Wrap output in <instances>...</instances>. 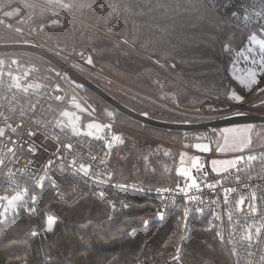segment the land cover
Wrapping results in <instances>:
<instances>
[{
    "label": "trees",
    "instance_id": "obj_1",
    "mask_svg": "<svg viewBox=\"0 0 264 264\" xmlns=\"http://www.w3.org/2000/svg\"><path fill=\"white\" fill-rule=\"evenodd\" d=\"M58 2L77 20L62 18L23 0H0V7L17 9L28 27L52 43L70 51L90 49L100 71L144 97L83 71L86 77L136 112L171 122L185 119L145 96L171 101L167 98L171 95L180 106L197 109L212 101L182 82L215 98L223 96L228 84L240 90L231 78L235 53L244 48L249 34L261 33L256 27L240 26L231 15L204 0ZM18 41L22 40L17 35L0 28V43ZM225 44L230 48L227 52ZM83 93L105 118L180 146L194 139L195 133L142 126L118 114L91 91ZM109 111L112 117L107 116ZM120 135L125 143L116 146L111 156L116 177L144 187H175L179 183L176 169L183 151L134 132L122 131ZM163 147L172 153L165 156ZM28 190L29 195L40 193L35 188ZM128 202L129 209L114 212L97 201L81 200L64 206L54 198L52 186L46 185L39 195L36 215L20 209L2 224L0 264H132L138 260L145 264H181L173 259L179 255L177 248H182L183 264H232L228 247L214 231L207 230L208 215L193 217L185 234L181 216H170L162 225L157 203L136 198ZM47 213L58 221L54 232L31 238ZM145 220L150 221L146 228ZM133 229L137 233L130 237Z\"/></svg>",
    "mask_w": 264,
    "mask_h": 264
},
{
    "label": "built area",
    "instance_id": "obj_2",
    "mask_svg": "<svg viewBox=\"0 0 264 264\" xmlns=\"http://www.w3.org/2000/svg\"><path fill=\"white\" fill-rule=\"evenodd\" d=\"M209 5L219 7L223 14L231 15L232 11L238 13L233 19L244 28L256 27L264 34L262 23L264 19L257 17L255 12L264 11V0H249L248 2H240L237 0H204ZM229 5L224 8V5ZM68 16H72L70 13ZM247 15L250 20L245 21L243 16ZM73 17V16H72ZM74 18V17H73ZM0 28L17 35L23 42H32L49 50L54 55L59 57L66 63V66H71L81 72H91L97 74L98 67L95 65L93 52L90 49L80 48L77 50H68L65 46L57 45L42 37H40L35 29L28 27L27 20L20 16L17 9L3 10L0 7ZM91 55L93 63H86L88 56ZM99 75V74H98ZM102 76V75H100ZM104 77V76H102ZM105 78V77H104ZM57 86L59 91H57ZM259 87H264L261 83ZM85 87L79 82L74 81L65 70L56 69L50 66L45 61L20 52L0 53V197L10 198L17 191H22L25 188H35L30 175L19 172V168L26 164L29 160L34 161L33 170L40 172L44 169L45 164L50 159H56L59 153L56 151L58 144L72 143L74 145L71 154L68 150L61 148L64 152L62 157L65 168L61 169L58 165L53 166L49 172L50 179L55 182L62 190L60 198L54 193V198L64 206H71L78 201L84 200L97 201L106 204L111 212L119 209L127 210L130 207L129 198L140 200L153 201L158 204L159 212L163 211L164 218L160 219L161 224H166L170 216H181L183 214V197L176 192L173 186H162L172 188L174 191L166 194V201L157 199L155 189L158 187H144L135 182H126L115 176L111 166V156L106 157L107 164L99 163L104 159L103 153L105 149V141L94 139L84 135L74 136L72 133L75 129L83 131H92L95 126L85 127L86 121L81 119L79 124L72 123L71 119L65 115L67 109L74 111L75 103L78 102L83 106L89 115H93L101 124H112V130L105 128L103 135L110 137L113 133L121 134L122 131L134 132L140 135L147 136L151 139L163 142L181 151L189 152L194 156H199L205 164V170L208 172L206 182H212L214 179H222L224 187H236L237 192L233 194V199L240 195H248L250 191L257 190L258 195H264V165L260 161L253 162L251 168L241 174V181L235 179L237 175L234 171L223 173L217 177L209 167V160L214 158V146L210 142L209 134L206 132L197 133L198 137H203L210 142V147L213 149L210 152H195L190 149H185L183 146L176 145L167 141L160 140L154 136L147 135L143 132L127 127L113 119L105 118L97 114L91 106L85 101L82 94ZM143 95V94H142ZM144 96V95H143ZM203 96L212 101L217 108L225 107L226 101H217L206 93ZM160 108L171 112L185 120L206 121L231 115L232 112H209L205 110L206 105L197 108H186L180 106L175 101H169L154 97H148ZM260 100H264V95L250 93L245 96L243 104L236 105L235 110L242 111L247 114L264 115V107H254L259 104ZM209 105V104H207ZM82 113L81 109H79ZM38 132V135L31 137L29 132ZM99 134V133H98ZM35 141L41 145L40 151L33 156L27 151L25 144ZM264 146V145H262ZM260 147H251V150L245 152H236V155L257 154L262 150ZM14 149V151H12ZM91 156L98 157L97 161H92ZM73 158L77 162H84L92 165V174L97 177L85 178L82 174H75L73 169L69 167ZM190 167V165H186ZM11 171V172H10ZM251 173L252 179L247 178L248 173ZM111 174V178L106 175ZM43 174V173H41ZM203 178L202 173L197 174ZM181 180L179 181V183ZM127 185L126 188H121L120 185ZM249 185L245 188L243 185ZM46 185L52 186L50 183ZM255 186L254 188L251 186ZM36 189V188H35ZM39 190V189H37ZM40 191V190H39ZM103 194L102 196L100 194ZM191 195L201 196L205 203L203 205L198 202H193L189 205L192 211L188 217L187 226L190 229L193 217L201 218L209 216L208 229L211 227L210 221L213 216V208L218 213H223L225 209L232 211L233 222L227 224L226 215L223 221L216 222L219 227L215 230L224 232L226 238L232 241L231 244H224L228 250L235 247L238 254L230 256L232 264H261L259 256L264 254L259 248L251 249L255 252L254 256H248L246 242L241 239L245 234V229L251 225H257L258 222L264 223L261 220L260 211H264V203L257 201V215L251 216L247 212H237L234 205H223L222 199L215 206L210 204V201L215 198L213 193L204 189L202 192L193 190ZM219 189L216 195H219ZM175 201V203H173ZM127 203L128 208H124L123 204ZM6 204V200H0V205ZM203 207L204 211L197 212L196 208ZM2 211V208H0ZM46 215H49L47 213ZM45 215V216H46ZM4 217L0 216V220ZM185 221H183V224ZM0 223V239L1 227ZM185 234L188 232L183 231ZM137 232H135L136 234ZM134 234V235H135ZM142 261V260H138ZM132 264H137V262Z\"/></svg>",
    "mask_w": 264,
    "mask_h": 264
},
{
    "label": "snow or ice",
    "instance_id": "obj_3",
    "mask_svg": "<svg viewBox=\"0 0 264 264\" xmlns=\"http://www.w3.org/2000/svg\"><path fill=\"white\" fill-rule=\"evenodd\" d=\"M229 5L225 4L224 8H227ZM255 15L257 17H261L264 19V11H257L255 12ZM232 17H237L238 13L236 11L231 12ZM243 19L245 21L250 20V17L247 15L243 16ZM262 29H264V23H262ZM225 39H228V36L224 37ZM246 40H248L250 43L258 44L259 45V60H256L255 58L252 59V64L256 65L259 64V69L253 67L249 68L247 70H240L245 72L244 75H238L237 69L235 68V65H233L231 78L232 80L238 82V84L241 86L240 90L235 89L231 84H228L225 86V92L222 97L218 96L216 97L217 101L224 100L226 101L225 107L217 108L214 104L206 105L205 110L209 112H232V115L228 116V119H235L236 117L244 115L242 111L235 110L236 105L243 104L245 101V95L241 94V92L246 93H257L260 95H264V87H259L261 83H264V39H258V34H249L246 37ZM126 43V41H125ZM224 50L227 52L230 50L229 45L225 44ZM248 51L251 52L253 49L251 47L248 48ZM88 64H92L93 60L91 55L88 56V59L86 61ZM153 63L158 64L159 62L157 60H153ZM57 91H59V87L57 86ZM254 107H264V100H260L259 104L254 105ZM107 116L112 117L113 112L109 111L106 113ZM146 119L149 118V113L144 112L141 113ZM249 130H251L252 125L247 126ZM105 128L112 130L113 125L112 124H98L97 127L93 128L92 131H83L80 129H75L73 131L74 136L84 135L88 137H93L97 140L105 141V151L103 153L104 159L100 160L99 163L101 164H107L106 157L110 155L111 150H113L118 145H123L125 143V140L122 135L113 133L110 137H105L103 135ZM99 133V134H98ZM29 135L31 137H35L38 135V132L31 131L29 132ZM225 139V143L223 146H221L219 143L216 146V151L224 152L228 148L227 138ZM252 138L251 136L245 137L242 140H235L233 141L232 145V151L236 152H245L246 149L249 151L251 150L252 146ZM25 147L27 148V151L31 153L33 156H35L41 149V145H38L34 140L31 142H28L25 144ZM74 145L72 143H65L63 145L58 144L56 151L59 153V155L56 157V159H50L47 161V163L44 166V169H42L40 172H36L33 170L34 161L29 160L26 164L22 165L19 168V172L23 174H28L33 180L34 186L36 189L40 190V193L31 194L29 195V190L27 188L23 189L22 191H17L15 195H12L10 198L8 197H0V200H6V204L0 205V208H2V211H0V216L5 217V219L0 220V223H7V214L8 213H18L20 209H23L27 211L31 215H36L38 210V198L39 195L42 194L43 189L45 187V183H50L52 185V188L54 190L55 195L57 198H60L62 195V190L59 188V186L53 182L50 179L49 172L53 168V166H59L61 169L65 168V164L63 163L62 157L64 156V152L61 151V148L68 150L71 154V150L73 149ZM187 147V146H186ZM192 147L199 152L207 153L212 151L213 149L210 147V145L207 144H201L196 143L192 145ZM14 151V149L12 150ZM164 155L167 156L168 153L164 152ZM187 155V153H182L180 156V164L184 165V156ZM90 159L92 161H97L98 157L91 156ZM147 160L148 157H145ZM260 161L262 165H264V146H262V150L257 154H249L247 156L245 155H236L232 159L227 160H212L211 165L212 172L217 176H221L222 173H229L230 171H234L237 175L235 176L236 181H241V174H243L247 169L251 168L253 165V162ZM3 162L0 161V164ZM219 165V167H217ZM75 172V174H82L85 178H91V179H97L96 176L92 174V165L86 164L84 162H77L76 158H73L71 161V164L69 165ZM205 164L201 161L199 156H193L190 158V167H180L176 169V175L181 177V182L177 183L175 186V191L178 192L183 197V214H182V220L185 221L184 224H182V230L185 232H188V226L187 221L188 217L192 211V208L189 207V205L193 202H198L199 204L203 205L205 203L204 199L201 196L191 195L190 193L193 190H196L197 192H202L204 189L210 190L213 195L215 196L214 199L210 201V204L212 206H215L218 201L222 199L223 205H229L230 203L234 205L235 210L237 212H247L251 216L257 215L258 211V205L257 201H261L264 203V195H258L257 190L250 191L248 195H240L238 198L233 199V194L237 192L236 187H224L223 186V180L222 179H214L212 182H206V178L208 176V172L205 170ZM153 171H155L153 169ZM11 172V171H10ZM43 173V174H41ZM202 173L203 178L198 176L197 174ZM109 176V179L111 178V174H107ZM247 178L249 180L252 179L251 173H248ZM121 188H126L127 185L121 184ZM243 187L248 188L249 185L245 184ZM251 187H255L254 185ZM219 189V195H216L217 190ZM172 188L168 187H158L155 189V192L157 193V199L160 201H166L167 196L166 194L174 191ZM103 195L102 193L100 194ZM175 203V201H173ZM124 208H128L129 205L127 203L123 204ZM197 212H203V207H198L195 209ZM158 217L160 219L164 218L163 211L158 212ZM226 215L227 217V224L231 225L233 222V213L232 211H228L227 209L224 210L223 213H218L213 208V216L212 220L210 221L211 227L207 229L208 231H213L214 229H217L219 225L216 224L218 221H223V217ZM261 220H264V211H260ZM58 221L56 217L53 215H46L44 221L41 225H39L38 230L31 232V238L35 239L39 237L42 233L43 234H50L54 232V226L57 225ZM144 227L146 228L150 221L145 220ZM137 230L133 229L131 233H129V236H133ZM215 236L218 238L219 241L224 242L225 244H231L232 241L228 240L226 236L224 235V232L221 230H215ZM187 239V237L185 238ZM243 241L246 242V249L248 250L247 254L248 256H254L255 252L251 251V249L259 248L262 253H264V223L258 222L257 225H249L247 229H245V234L241 237ZM176 252L179 253V255H175L173 259L175 261H180L181 264H183V251L182 248H177ZM238 254V251L235 247H232L229 249V255L235 256ZM259 261L261 264H264V254H261L259 256ZM47 264H52L51 261H48ZM137 264H145L144 261H138Z\"/></svg>",
    "mask_w": 264,
    "mask_h": 264
},
{
    "label": "water",
    "instance_id": "obj_4",
    "mask_svg": "<svg viewBox=\"0 0 264 264\" xmlns=\"http://www.w3.org/2000/svg\"><path fill=\"white\" fill-rule=\"evenodd\" d=\"M6 52L9 53L20 52V53L29 54L47 62L48 64L55 66L58 69L65 70L74 81L82 84L86 90L91 91L101 100H103L106 104L111 106L118 114H122L127 118L131 119L132 121L141 124L142 126L153 127L160 130H166L168 132H172V131L181 132L183 134L206 132L209 134V138L214 147L216 146V141L221 139L222 134L220 130L224 127L243 125V124H252V125L264 124V115H254L247 113H244V115L236 117L235 119H228L227 117L230 115H227L216 119H211L206 121H195V122L190 120L171 122V121L161 120L152 117L150 115L149 118L146 119L143 115H141V113L136 112L135 110L121 103L111 94L106 92L103 88L95 84L92 80L86 77L83 74V72L71 66H66V63L63 60H61L59 57H57L52 52L43 48L40 45H37L32 42H23V41L0 43V53H6ZM153 64L158 66V64L155 63ZM103 74H104L103 76L108 80H114L111 76L107 75L106 73L103 72ZM126 86L131 91L140 94L134 89H132L130 86H128L127 84Z\"/></svg>",
    "mask_w": 264,
    "mask_h": 264
},
{
    "label": "rangeland",
    "instance_id": "obj_5",
    "mask_svg": "<svg viewBox=\"0 0 264 264\" xmlns=\"http://www.w3.org/2000/svg\"><path fill=\"white\" fill-rule=\"evenodd\" d=\"M23 1H25V2H27L29 4H31V5H34L36 7L48 10L49 12H51L53 14H56L58 16H61L62 18H71V19L77 20L76 18H73L72 16H68L67 15L70 12L67 10V8L63 4L58 2V0H23ZM57 22L58 21H55L54 23H57ZM258 39H264V34L263 33L258 34ZM249 47H251L253 49V51L249 52L248 51ZM259 55H260L259 45L258 44H254V43H250L247 40L244 48H242L241 50H239L238 52L235 53L234 61L232 63L231 73H232L233 65H235V68L237 69V74L238 75H244L245 74V72L240 71V70H247V69L253 68V67L259 69V64H256V65L252 64V59L255 58L256 60H259ZM49 65L52 66L53 68H56L55 66H53L51 64H49ZM84 72H86V71H84ZM90 74H92V75H94V76H96L98 78H101V79L107 81L108 83L115 84L116 86H118V87H120V88H122L124 90H128L130 92H134V91H131L129 88H127L125 83H123L124 84L123 85L122 83H119V81L118 82H117V80L115 81V79L114 80H108L107 78H104V77H102V76H100L98 74L91 73V72H90ZM178 80L180 82H182L180 79H178ZM182 83L185 86H187L188 88H190L191 90H193V91H195V92H197V93H199V94H201L203 96V92H200L196 88H194V87H192V86H190V85H188V84H186L184 82H182ZM236 83L238 84V82H236ZM138 95H141V94H138ZM82 96L85 99V101L89 104V106H91V108L98 114V111L96 110L95 106L87 100V98L84 95V93L82 94ZM141 96H143V95H141ZM167 98L171 99V101H173V100L175 101L174 97L171 96V95H167ZM75 105H76L75 106L76 109L74 111H71L69 109H67L65 111V115H67L71 119L72 123L79 124L81 122V119L84 118V120L86 121L85 127H87V128L90 127V126L97 127L98 124H101V122H99L98 119H96L93 115L87 114L85 108L83 106H81L78 102H76ZM79 109H81L82 113L79 112L80 111ZM261 125H264V124H261ZM195 134H197V133H195ZM234 138L237 141L239 140V139H237L238 137L236 135L233 136L232 139L227 138L228 148L224 152L216 151L215 149H216V146H217L218 143L221 146H223L224 143H225V139L221 137V139L217 140L216 141V146H215V148L213 150L214 158L215 157L218 158V157L232 156L233 154H236V151H232L231 150ZM251 138L254 141L252 147H260V146L264 145V127L263 126L254 127L253 128V134H252ZM210 142L207 139H204V140H202V139H199V140L193 139L192 142L191 141L190 142H186L184 144L183 148L190 149V150H193L195 152L200 153L199 151H196L192 147V145H194L196 143L210 145ZM163 150H164V152H167L168 155L172 153V151L170 149H168V148L163 147ZM233 152H235V153H233ZM181 153H187V155L184 156V161H185L184 165L180 164L178 166V168L186 167V165H190V158L194 156V155H192L189 152H181ZM11 214H13V213H11V212L8 213L6 218L10 217ZM3 219H5V217Z\"/></svg>",
    "mask_w": 264,
    "mask_h": 264
},
{
    "label": "crops",
    "instance_id": "obj_6",
    "mask_svg": "<svg viewBox=\"0 0 264 264\" xmlns=\"http://www.w3.org/2000/svg\"><path fill=\"white\" fill-rule=\"evenodd\" d=\"M248 125H252V124H243V125H235V126L224 127V128H222L220 130V132L222 134V138H230V139H232V137L236 135L238 137L237 139L242 140L245 137L252 136V134H253V128L256 127V126L252 125L251 130H249L248 127H247ZM194 139H197V140L202 139V140H204L203 137H198L197 134H195ZM183 152H185V151H183ZM233 153H235V152H233ZM232 158H234V157H232V156H225V157H218V158L215 157V158H212L211 160H209L210 170L213 167L211 165V161L212 160L222 161V160H227V159H232ZM217 167H219V165Z\"/></svg>",
    "mask_w": 264,
    "mask_h": 264
},
{
    "label": "bare ground",
    "instance_id": "obj_7",
    "mask_svg": "<svg viewBox=\"0 0 264 264\" xmlns=\"http://www.w3.org/2000/svg\"><path fill=\"white\" fill-rule=\"evenodd\" d=\"M96 73L99 74V75H102V76L104 75L103 72H101L100 70H97Z\"/></svg>",
    "mask_w": 264,
    "mask_h": 264
}]
</instances>
